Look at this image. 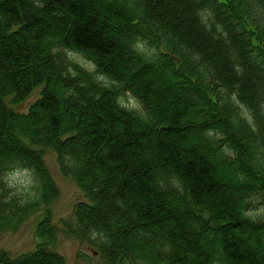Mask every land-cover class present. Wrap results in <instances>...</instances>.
I'll return each instance as SVG.
<instances>
[{
    "label": "trees",
    "instance_id": "1",
    "mask_svg": "<svg viewBox=\"0 0 264 264\" xmlns=\"http://www.w3.org/2000/svg\"><path fill=\"white\" fill-rule=\"evenodd\" d=\"M34 147L92 201L68 232L103 264H264V0H0V178L38 193L1 181L0 229L46 213L0 264H67Z\"/></svg>",
    "mask_w": 264,
    "mask_h": 264
},
{
    "label": "rangeland",
    "instance_id": "2",
    "mask_svg": "<svg viewBox=\"0 0 264 264\" xmlns=\"http://www.w3.org/2000/svg\"><path fill=\"white\" fill-rule=\"evenodd\" d=\"M36 98L33 97L22 106H17V110H25L26 107ZM194 142H189L186 147H192ZM44 159L46 167L52 175L57 187L60 190V197H58L51 206L53 215V225L57 228V241L52 246V243H45V248L54 255H62L65 257L67 264H103L101 257L88 244H81L69 232L70 227L76 225L74 220V211L77 204L80 202H88L85 194L81 191L77 183L62 175L57 155L52 150H45ZM34 174L29 170L18 168L4 177L0 178V183L3 181L6 188L12 189L11 196H18L24 199H34L38 195L36 190V183ZM219 177V176H218ZM218 179H222L219 177ZM224 200L228 201L230 198L224 196ZM260 209H264V204ZM181 212L177 210L176 214ZM40 218H31L27 223L22 225L16 232L9 230H0V258L1 255H9L11 257L24 255L26 253H37L39 246L43 244V240L36 234L37 226ZM70 227H65V224ZM238 239L243 241V237ZM192 246H198L199 243L192 241ZM83 252V253H81ZM95 253V254H94ZM87 255V258L81 259L79 255ZM94 255V257H93ZM91 257V258H90Z\"/></svg>",
    "mask_w": 264,
    "mask_h": 264
}]
</instances>
